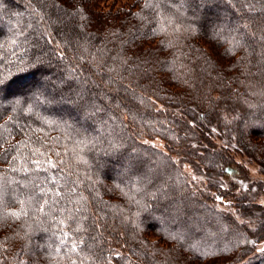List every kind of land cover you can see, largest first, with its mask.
I'll return each instance as SVG.
<instances>
[{
    "label": "trees",
    "instance_id": "16d2710c",
    "mask_svg": "<svg viewBox=\"0 0 264 264\" xmlns=\"http://www.w3.org/2000/svg\"><path fill=\"white\" fill-rule=\"evenodd\" d=\"M262 19L264 0H0V264H264V180L233 154L264 175ZM55 68L62 90L30 84Z\"/></svg>",
    "mask_w": 264,
    "mask_h": 264
},
{
    "label": "rangeland",
    "instance_id": "374dc122",
    "mask_svg": "<svg viewBox=\"0 0 264 264\" xmlns=\"http://www.w3.org/2000/svg\"><path fill=\"white\" fill-rule=\"evenodd\" d=\"M112 2L117 6L121 3H125L127 2V0H112ZM69 26H66V31L69 30L68 28ZM72 38V40L74 39L75 35H70ZM76 38V37H75ZM51 51H49L48 49H45L44 51H42L41 53H50ZM48 64V63H47ZM51 66V65H50ZM55 69H51L49 72H43L41 74H38L37 76L35 75L31 81L30 84L34 83V88H36L38 91L39 90H44V84H47V82H53L51 81L53 76L50 74L52 71H55ZM70 76H68L67 74H62L60 77H58V79L53 82V84H57L60 81H65L66 78L68 79ZM74 117V116H73ZM81 118L84 120V122H86V120H90V116L89 114L87 115H83L81 116ZM98 120L100 121V119L98 118ZM188 136V135H187ZM186 137V136H185ZM193 138H190V140L192 141ZM152 143L157 144L158 146H160L161 148L165 149V142L163 140H160L159 138H154L152 140H150ZM233 154L236 156V159L238 160L239 163H241V165L247 170L249 176L252 179H263L264 180V175L262 174V172L260 171V168L258 166V164L252 160H250L248 157H246L245 155H243V153L241 151H234ZM130 159V156L127 154L121 161L118 162V164H116L115 169H125V163L127 162V160ZM180 163L182 164L183 168L190 174V176L193 178H204V172H200L197 167L196 169L194 168V165L192 164V162L190 160H188L187 158H181ZM142 173V172H141ZM203 177H202V176ZM206 178V177H205ZM161 179V178H160ZM245 188V187H244ZM254 187H251V191L253 192V195L251 197H245L246 200H248V202H251L252 199L254 197H256V201L258 204H262L264 206V183H262L260 186H257V190L255 191L253 189ZM254 190V191H253ZM255 200V199H254ZM186 203H192L191 201H188L187 199H183L181 202L178 201L176 204V208L178 209L176 212L181 211V209H183V207H186ZM256 215H258V211H255ZM201 215V217H200ZM211 213L204 211L203 209L199 210V213H193L190 214V216L192 217L193 220H195L197 223L201 224L203 221H209L212 220V217H214L213 215H211ZM192 227V228H191ZM193 225H187L186 229H193ZM213 229L216 230V225H212ZM228 229V228H227ZM191 231V230H190ZM257 248L260 249H264V240H262L261 242H259V244L257 245Z\"/></svg>",
    "mask_w": 264,
    "mask_h": 264
},
{
    "label": "snow or ice",
    "instance_id": "6c2138e0",
    "mask_svg": "<svg viewBox=\"0 0 264 264\" xmlns=\"http://www.w3.org/2000/svg\"><path fill=\"white\" fill-rule=\"evenodd\" d=\"M208 3H211V0H207ZM244 27H249L248 24H245ZM260 31L262 33L261 35V39L264 40V19H262L261 23H260ZM215 28H221L222 29V26L221 25H215L214 26V30ZM63 58V57H61ZM109 71H113V69H109ZM72 79H77L79 80V77L77 76L76 74V70L73 69V73H72ZM86 79V78H85ZM81 84H83V81L81 80L80 81ZM108 84H111L113 83V81L111 79H109V81L107 82ZM68 84L67 81H60L57 85L58 88H60L61 90L63 89V87ZM0 86H7L5 84V81L3 79H0ZM70 87V85H69ZM86 92L84 91L83 88L79 89V90H72L70 89V91L68 93H63L62 96H61V99H67L68 102L70 103H80L82 101H84V97L86 96ZM104 99L105 100H110L111 98L107 95V93L104 94ZM17 103H21V101H17ZM86 103V102H85ZM94 111H93V115L95 114L96 111H99V108L98 106L96 105H92ZM115 107L119 108V104H116ZM29 111H31V109H29ZM9 119H12L11 117ZM235 119V118H234ZM147 143V141H146ZM170 159V158H169ZM140 164V161L139 160H133V159H129L127 164H126V170L127 171H131L133 168L137 167L138 165ZM141 181L142 182H146V183H150L151 182V179L149 177H146V176H142L140 177ZM193 179H195V177H193ZM147 206H145V209H146ZM138 227V226H137ZM261 252H264V249H260Z\"/></svg>",
    "mask_w": 264,
    "mask_h": 264
}]
</instances>
